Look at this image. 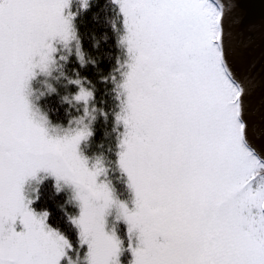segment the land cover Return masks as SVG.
Instances as JSON below:
<instances>
[{"label":"snow or ice","instance_id":"obj_1","mask_svg":"<svg viewBox=\"0 0 264 264\" xmlns=\"http://www.w3.org/2000/svg\"><path fill=\"white\" fill-rule=\"evenodd\" d=\"M94 2L0 0V264H120L113 205L129 264H264V52L234 30L239 0H105L114 51L95 58L76 22ZM37 99L64 106L66 124ZM110 118L131 208L98 182L101 157L89 167L79 151ZM41 171L72 187L75 246L22 192Z\"/></svg>","mask_w":264,"mask_h":264},{"label":"trees","instance_id":"obj_2","mask_svg":"<svg viewBox=\"0 0 264 264\" xmlns=\"http://www.w3.org/2000/svg\"><path fill=\"white\" fill-rule=\"evenodd\" d=\"M98 3L97 7L89 9L87 12L79 16L76 21L84 41V47L94 58L97 53L103 54L105 51H114L109 47L112 43L111 30L108 27L106 20V17L112 16L113 13L107 10H102V2L100 1ZM105 32L109 34V41L105 42L101 40L100 47L98 49H93L91 47L93 34L96 39H100L102 34ZM102 66L105 68L107 67L106 64H103ZM59 71V68L53 69L52 75H58ZM82 71L87 75H93L91 65H88ZM43 81L51 82V76H49L46 80L39 77L34 82V88L36 90L40 89L42 92L41 87L43 86ZM36 103L38 108H41V111H45L47 113L51 125L59 124L63 127L66 124L64 106L58 105L55 100L49 102L48 104H44L38 99ZM56 109L59 110L56 111ZM116 136V132L112 131L111 118L107 124L98 120L94 125L93 136L90 137L87 142H82L80 149L82 154L90 163H93L96 156L101 157V162L105 168V172L103 174L106 177V180L109 182L116 196L120 200H125L128 197L129 188L117 169L116 153L118 148ZM37 188L39 197L38 199L33 200L31 203V209L37 214L47 211L48 216L46 217L45 222L50 227L58 229L64 233L71 239L73 245L75 246L77 244L76 230L68 222L66 213L78 214V207L73 201L70 191L62 188L57 190L56 184L49 178L43 179V181L38 184ZM110 226L112 227L115 235L118 238L123 239L125 234L123 225L119 222H113ZM85 251L86 245L80 247V257H83ZM80 264H85V262L81 260Z\"/></svg>","mask_w":264,"mask_h":264},{"label":"water","instance_id":"obj_3","mask_svg":"<svg viewBox=\"0 0 264 264\" xmlns=\"http://www.w3.org/2000/svg\"><path fill=\"white\" fill-rule=\"evenodd\" d=\"M239 13L242 19L234 30L259 57L264 52V0H239Z\"/></svg>","mask_w":264,"mask_h":264},{"label":"rangeland","instance_id":"obj_4","mask_svg":"<svg viewBox=\"0 0 264 264\" xmlns=\"http://www.w3.org/2000/svg\"><path fill=\"white\" fill-rule=\"evenodd\" d=\"M39 77H40V78H43V79L46 80L49 76H48V77H45L43 74H40V75H38L33 81L30 82V86L32 87V95H33L34 97H37V98H39L40 95H41V93L44 92V91L46 90V88H47V83H46V81H43V84H42L43 86L41 87L42 92L40 91V89L36 90V89L34 88V82H35ZM37 100H38V99H37ZM36 102H37V101H35V103H36ZM37 107H38V106H37ZM50 130H51V129H50ZM81 144H82V142H81ZM81 144L79 145V151H80V153L82 154L81 149H80ZM82 155H83V154H82ZM117 159H118V157H117ZM87 163H88V166L91 167L92 163H90L88 160H87ZM117 169H118L120 175H122L123 179L125 180V182H126V184H127V176H126L125 173H123V172L120 170L118 164H117ZM38 175L44 176V177H45L44 179H46V178L52 179L53 182H54L55 184H57V182H56V180H55V177L49 175L48 173H46V172H44V171H41ZM97 180H98V182L101 181V180L105 181V182L109 185V187L112 189V187L110 186L109 182L106 180V177L104 176V174H101L100 176H98V177H97ZM59 184H60V187H59V188H62V189H68V190L70 191V193H71V197H72V195H73V190H72L71 185H69V184H65L62 180L59 182ZM37 186H38V184H37L36 180H35V179H32V178H27V179L25 180L24 184L22 185V192H23V194H24L26 200H31V203H32L33 200H34V199H32V197L35 195V193L33 192V189H36ZM127 186H128V185H127ZM112 192H113V195H114L115 199L120 200V199L116 196V194L114 193L113 189H112ZM73 201L76 203V205H77V207H78V202L75 201V200H73ZM120 201L125 202V204H126L129 208L132 207V193H131L130 189H129L128 197H127L125 200H120ZM31 203L29 204V207H30V208H31ZM78 211H79V208H78ZM113 222H116V223L119 222L120 224H124V226H125L126 229H127V224H126V222H125L122 218L117 219V209H116L115 205H113L112 207H110V208L106 211V215H105V231H106V232H109V234L114 233L112 227L110 226ZM17 227H19V225H17ZM118 257H119V255H118ZM118 257H117V258H118ZM118 260H119V259H118Z\"/></svg>","mask_w":264,"mask_h":264},{"label":"flooded vegetation","instance_id":"obj_5","mask_svg":"<svg viewBox=\"0 0 264 264\" xmlns=\"http://www.w3.org/2000/svg\"><path fill=\"white\" fill-rule=\"evenodd\" d=\"M100 1L102 2V5L105 3V0H95V2L93 3V7H97L99 4L98 2H100ZM122 225H123L125 234L123 236V239L119 238L122 241V246H121V251L119 253L118 259L120 261V264H129V261L132 259L131 251L127 247L128 243H129V238H128V233H127L126 227L124 226V224H122ZM132 243H133V246H135V243H136L135 237L132 238Z\"/></svg>","mask_w":264,"mask_h":264}]
</instances>
